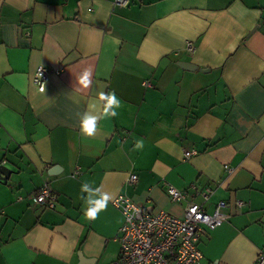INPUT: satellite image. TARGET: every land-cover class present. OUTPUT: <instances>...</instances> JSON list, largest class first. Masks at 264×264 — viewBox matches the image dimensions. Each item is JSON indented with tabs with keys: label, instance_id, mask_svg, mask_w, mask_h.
Here are the masks:
<instances>
[{
	"label": "crops",
	"instance_id": "0c3cea01",
	"mask_svg": "<svg viewBox=\"0 0 264 264\" xmlns=\"http://www.w3.org/2000/svg\"><path fill=\"white\" fill-rule=\"evenodd\" d=\"M41 66L60 69L44 92L34 84ZM85 70L87 88L79 82ZM101 92L121 101L116 117H103ZM84 113L100 117L91 137L80 129ZM193 149L198 154L185 160ZM4 161L0 264H111L124 222L113 199L183 217L186 203H203L193 186L213 190L209 214L219 201L229 204L228 220L202 238L203 264H257L264 254V0H137L127 8L114 0H0ZM45 183L57 197L54 209L29 198ZM83 184L101 191L92 196ZM167 184L188 193L187 202H173ZM105 193L107 208L88 220L87 200Z\"/></svg>",
	"mask_w": 264,
	"mask_h": 264
},
{
	"label": "built area",
	"instance_id": "2783aa9c",
	"mask_svg": "<svg viewBox=\"0 0 264 264\" xmlns=\"http://www.w3.org/2000/svg\"><path fill=\"white\" fill-rule=\"evenodd\" d=\"M137 0H114L117 7L127 8ZM189 52L196 50L192 43L187 44ZM60 69L41 66L34 77L38 91L44 92L49 77L58 74ZM198 154L197 150H185L184 159L189 160ZM1 164H5V161ZM229 173L233 169L226 167ZM137 175L132 174L130 185L137 182ZM192 196H201L203 203L189 201L184 209V216L177 217L165 211L153 212L143 205H138L124 195L112 200V205L120 211L124 222L117 238L120 251L118 260L111 264H203L204 254L201 249L203 236L223 225L229 215L223 212L229 204L219 201L216 209L209 214L204 204L209 201L213 190L200 191L192 187ZM166 192L173 202H187L190 195L171 184L166 185ZM33 203L47 209H54L57 197L48 183L29 197ZM236 207L244 203L237 201ZM1 215V214H0ZM257 264H264V254H260Z\"/></svg>",
	"mask_w": 264,
	"mask_h": 264
},
{
	"label": "clouds",
	"instance_id": "9594fccd",
	"mask_svg": "<svg viewBox=\"0 0 264 264\" xmlns=\"http://www.w3.org/2000/svg\"><path fill=\"white\" fill-rule=\"evenodd\" d=\"M91 71L90 70H85L81 77H80V84L83 85V87L87 88L91 84ZM99 100L100 101H105V107H104V112H103V117L104 118H109V117H116L117 112L115 109H118L120 107L121 101L117 98L115 93H109L105 95L103 92L99 94ZM100 119V117L96 115H92L90 113H84L80 117V129L81 132L87 136L91 137L94 135V133L97 130V122ZM142 142H138L136 147L141 148ZM81 191L85 193H90L92 196L97 195L100 193V188H96L94 191L90 187L89 184H83L81 186ZM111 199V196L109 194H102L99 195V198L97 199H92L91 197L87 200V203L89 207L85 211L84 215L88 220H95L99 213L104 211L108 203Z\"/></svg>",
	"mask_w": 264,
	"mask_h": 264
},
{
	"label": "water",
	"instance_id": "95a60500",
	"mask_svg": "<svg viewBox=\"0 0 264 264\" xmlns=\"http://www.w3.org/2000/svg\"><path fill=\"white\" fill-rule=\"evenodd\" d=\"M178 65L181 68L188 70V71H197L198 70V67L192 63L180 62V63H178ZM200 71L201 72H208V71H205L203 69H201ZM58 169H59L58 167H54V168H52V171L56 172ZM9 176H10L9 169L4 164H1L0 165V179L6 180L9 178ZM82 262H83V264H88L83 260H82Z\"/></svg>",
	"mask_w": 264,
	"mask_h": 264
}]
</instances>
